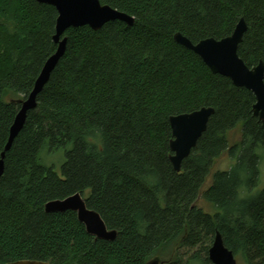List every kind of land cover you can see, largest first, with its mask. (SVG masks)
<instances>
[{"label": "trees", "instance_id": "16d2710c", "mask_svg": "<svg viewBox=\"0 0 264 264\" xmlns=\"http://www.w3.org/2000/svg\"><path fill=\"white\" fill-rule=\"evenodd\" d=\"M134 19L99 31L69 29L65 53L5 153L0 178V264H212L218 232L238 264H264V123L254 95L213 74L193 44L247 31L243 62L264 63V0H99ZM58 14L36 0H0V154L46 61ZM212 108L206 131L179 173L169 161V118ZM240 128L238 142L229 134ZM65 154L58 173L48 165ZM224 154L233 162L213 174ZM80 193L114 241L87 234L74 212L45 205ZM199 196L213 207H197Z\"/></svg>", "mask_w": 264, "mask_h": 264}, {"label": "water", "instance_id": "95a60500", "mask_svg": "<svg viewBox=\"0 0 264 264\" xmlns=\"http://www.w3.org/2000/svg\"><path fill=\"white\" fill-rule=\"evenodd\" d=\"M40 4L52 6L58 17L55 26L53 41L57 45L56 52L46 61L40 75L35 81L33 90L28 98L21 101V108L17 113L10 129L8 141L4 151L0 154V178L4 172L5 153L11 149L14 139L22 130L29 111L37 106V97L49 81L50 75L65 53L67 38L64 34L69 29L89 27L99 31L104 25L113 21H120L132 25L134 19L109 5H103L99 0H36ZM247 31L244 19H240L233 33L221 40L208 38L193 44L180 33L174 35V41L197 55L206 67L213 73L229 79L235 87L244 88L255 97L252 112L264 123V63L262 61L253 68H249L238 55V47L242 43ZM214 114L212 108H202L188 114H181L169 118L172 130L169 161L173 170L181 171V165L191 151L196 147L198 140L206 131L208 121ZM44 210L46 213L74 212L78 221L85 227L87 234L96 240L114 241L116 231L106 228L100 215L90 210L80 193L62 200L48 202ZM212 264H238L233 253L228 250L217 232L208 251ZM8 264H49L40 261H17ZM146 264H163L159 257L149 260Z\"/></svg>", "mask_w": 264, "mask_h": 264}, {"label": "rangeland", "instance_id": "374dc122", "mask_svg": "<svg viewBox=\"0 0 264 264\" xmlns=\"http://www.w3.org/2000/svg\"><path fill=\"white\" fill-rule=\"evenodd\" d=\"M239 139H240V128H237L236 130L232 131L229 134V140H230V143H235V142H238ZM64 160H65V154L59 152L53 157V159L48 163V165H54L56 171L59 173L60 167H61L62 163L64 162ZM233 162L234 161H232L228 158L227 154H224L219 159H217L213 163L211 172H210L209 176L206 178L204 185L202 186L201 194L205 190H207L209 188V186L211 185L213 174L217 171L229 170L231 168V166L233 165ZM260 172H261V182L264 183V163H262L260 166ZM196 205H197V207L201 208L203 211H205L207 213L213 212V207L210 204H208L207 202H205L200 196L197 200ZM173 248H174V245L169 246L164 252H162V255L160 253L161 261H169L172 259L173 255H174Z\"/></svg>", "mask_w": 264, "mask_h": 264}]
</instances>
